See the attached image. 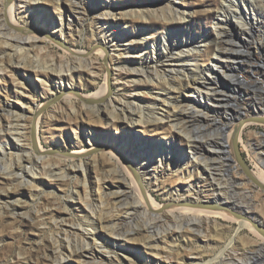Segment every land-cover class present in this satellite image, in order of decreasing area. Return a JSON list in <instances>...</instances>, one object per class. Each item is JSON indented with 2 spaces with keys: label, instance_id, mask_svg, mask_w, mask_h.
<instances>
[{
  "label": "rangeland",
  "instance_id": "374dc122",
  "mask_svg": "<svg viewBox=\"0 0 264 264\" xmlns=\"http://www.w3.org/2000/svg\"><path fill=\"white\" fill-rule=\"evenodd\" d=\"M224 1L227 0H73L72 3L62 4L61 2L60 6L55 0L32 2L31 13H29L36 19L28 26L40 33L49 34L52 39L66 45L70 43L69 45L72 44L75 49L94 51L101 42V32L104 29L98 23L106 24L105 29L108 34L106 38H109V41L105 42H109L106 45L110 50L111 59L94 55L93 59L85 65L74 61L70 63L64 58L69 56L65 48L53 40L46 39L45 42L34 43L30 47L22 45L24 51L20 52L18 48L20 43H16L11 36L6 38L0 35V57L2 56L0 63L4 62L9 67L2 74L3 76L0 73V152L10 153V146L7 145H11V142L16 143V148L14 147L12 151L15 153V171L19 174L24 173V168L18 167L19 162L21 165L28 164L27 157L31 147L29 141L25 139L18 141V139L22 131L29 133L33 127L31 122L36 115L35 105H44L41 112L43 124H41V132L38 135L42 146L47 150L45 155L56 157L48 161L44 173L39 169L34 170L38 174L34 182L29 178L26 168L24 174L27 175V180L19 181L15 178L0 177V196L4 191L9 192L7 196H1L4 200L0 199V213H2L0 214V264H54L55 255L51 239L54 235L58 236L57 229L60 231V228L56 229L57 225L51 218L53 215L58 219V225L75 231L82 226L88 227L96 220L95 215L102 216L103 227L98 226L96 233L97 247L104 253L101 255L104 259L101 264H196L209 263L213 259L214 261L210 264H240L239 257L232 255V252H228L232 254L226 256L224 261L222 260L224 258L217 259L232 238L238 243L235 246L239 255L243 253L242 244L246 243L248 253L244 257L250 262H255L252 264H261L258 260H264V251L254 246L257 245L255 234L253 235L247 229L238 233L236 223L224 220H219L218 224L211 223L210 226L214 232L212 231L210 236H216L215 240L219 242L218 245H213L209 242V234H206L204 230V223L197 226L187 219L179 223L177 219L171 217L158 219L151 217V214H147L137 205V200L133 199L130 188H121L122 183L116 171L117 159H110L113 150H117L125 160L136 164L146 159L140 158L139 155L143 153L142 148L148 146L150 149L148 156L153 163H156L159 157L169 154V150L163 144V139L170 137L174 143L173 153L183 156L187 165L180 166V169L177 167L178 164L172 162L170 168L160 171L156 186H154L156 182L152 183L151 180H144L145 177L141 178L144 187L156 203L164 209V205L174 201L182 202L186 198L193 200L196 197L199 202H202L201 196L211 198L215 193L217 186L214 183L218 185L221 177L213 175L212 178H204L202 174L198 175L194 164H189L187 160L193 151L188 145L187 137L191 139L198 137L208 148V145L210 143L213 145L214 141L220 143L221 132L216 122L218 119H221V123L225 122L226 112L236 123V118L244 112L246 116L253 115L250 107L257 103L262 110V114L257 115L264 117V94L258 92L260 85L264 84V0H238L239 10L245 13L247 9V12L255 13L257 21L252 13L248 16L247 21L250 22L247 24L248 31L239 26L236 18L228 16L229 21L225 25L221 24L223 27L219 32L221 36H219L214 27L215 22L219 13L224 15V12H229L223 6ZM251 4L254 5L251 6ZM172 7L174 11L180 13L179 15L185 10L189 11L188 19L186 21L169 20V9ZM39 14H44L48 19L50 24L48 27L51 26L49 31L37 20ZM110 14L114 16L110 17ZM77 16L80 20L73 22L72 18ZM140 17L142 19H139ZM20 21L21 24H26V17ZM61 22L64 25L73 24V28H65L66 37L64 38H61L60 33L53 29ZM2 31V33L6 32L5 29ZM96 34L99 36L97 37ZM111 35L116 36L114 43ZM146 37L149 38L150 44L143 41ZM184 37H187L188 43H192L194 47L197 44L199 47L203 45L202 53L195 56L192 53L189 55L188 50L185 49ZM218 39L220 42L215 45L214 42ZM167 46L168 51L165 50ZM129 48L133 49L134 54L128 53ZM176 48H179L182 54L171 58ZM228 49L231 51L228 52ZM237 51L241 53H236ZM140 53L146 54L149 59L157 56L160 62L156 66L159 65L158 69L161 72H164L169 65L171 67L178 65L172 64L170 60L167 61L166 57H170L171 60L182 58L187 62L186 71L195 70L196 67L202 71L206 65H211V59L217 53L221 55L219 63L221 69H224L223 63L227 65V57L231 61L236 55L243 57L242 66L240 64L239 69L241 77L250 75L248 79H256V81L258 79L260 85L257 84L255 93L254 89L250 91L245 88L230 93L226 88L227 85L223 83L225 78L218 70L220 77L217 82L224 89V95L214 93L211 89L207 90L206 84L202 82L196 85L202 90L199 96L195 92L188 93L191 91L190 88L195 87L193 81L187 83L183 81L181 91H172L168 94L161 87L143 80L140 73L129 72L133 67L150 70L153 67L151 65H149L151 68L148 67L147 60L145 63L141 62ZM163 55L165 57H162ZM17 62L19 66L16 65ZM257 65L258 69H253V66ZM259 65H262V68ZM61 66L63 70H67V67L72 68L67 80H60L57 76L58 71L61 72ZM35 69L44 71L45 77H37ZM108 76L112 86H110L107 97L102 100L108 99L105 101L107 104L109 99L115 101L109 106L110 110L114 107L118 111L130 102L136 103L135 101L148 105L153 103L160 105L167 98L172 102L178 101L179 110L176 119L172 118L170 123L168 120L161 122L162 124L152 123L146 128L125 123L123 120L109 125L108 113L105 109L98 114H91L78 106L76 107L77 112L73 114L70 106H65V96L62 97V93L57 90L62 86L74 87L76 95L73 96V101L79 103L82 100L78 95L94 94L95 87L101 86ZM248 83L251 85L250 81ZM186 84L190 86L187 87ZM56 95L58 99L51 101L50 97ZM95 99L101 100L98 97ZM235 102L239 105L238 109L230 106ZM10 109L18 110L26 116V119L21 122L12 121L9 125L7 113ZM191 109L200 111L202 114L197 118H192L189 116ZM158 111L160 116L166 117L162 111ZM177 121L180 123L178 126L180 130L171 127V123ZM237 127L238 125L230 126L228 134H231ZM259 132H264V124H251L243 128L239 148L248 167L252 169L253 175L264 184L258 179V176L264 172V167L259 164V161L264 162V139L261 138ZM133 138L134 140H131ZM85 147L95 148L93 152L84 157L89 167L87 181L91 206H86L80 200L85 197L84 174L71 170L72 163H79V159L60 164L61 161L69 158L71 151ZM101 150L105 153L110 150V153L101 156L104 154L100 152ZM229 151L232 153L231 148ZM204 155L208 159L209 156ZM37 156L35 155L34 162ZM223 156L218 152L214 160H207V164L209 163V167H219L221 173L226 164ZM93 157L97 158L96 165L93 163ZM232 157L238 164L234 154ZM238 165L237 171H234L232 175L236 179L245 181L243 174L238 175L240 171ZM98 178L101 181H98ZM200 178L204 180L200 181ZM222 185L229 186V182L225 181ZM198 188H201L200 192ZM236 188L252 190V185L244 184ZM242 200L244 203L248 202L247 199L242 198ZM254 200L256 205L251 212L254 214L255 221L263 225L264 196L255 193ZM173 206L176 205L173 204L170 207ZM15 209L18 214L12 216V211ZM251 224L255 227L252 222ZM215 225H219L218 228L222 229L223 233L220 231L221 233L217 234ZM192 228H195V231L191 230ZM84 233L90 246L94 245L91 229ZM64 254L68 264H94L93 257L83 253L81 249L76 255H70L67 248Z\"/></svg>",
  "mask_w": 264,
  "mask_h": 264
},
{
  "label": "bare ground",
  "instance_id": "6f19581e",
  "mask_svg": "<svg viewBox=\"0 0 264 264\" xmlns=\"http://www.w3.org/2000/svg\"><path fill=\"white\" fill-rule=\"evenodd\" d=\"M41 1H44V0H0V35L4 36L6 38L11 36L12 38H14L16 43H20L19 44L20 47L18 46L20 52L24 51L23 50L24 48L21 47L22 45L30 47L34 43H39V42L43 43V42H45L46 39L53 40L56 44L65 48V51H66V53H68L69 56H65L64 58L69 60L70 63L71 62L73 63V61H74V62H78L80 64L85 65L88 61L93 59L92 57H94V55H95V57L97 55L99 57H104L105 59L110 58L109 57L110 56V50L108 49V45H106V43H109V42H105V41H109V38H106V36L108 35L106 32V29H105L106 24L101 25L100 23H98V25L101 26V28H104L103 32H101V34H102L101 38L102 39H101V42L97 45V48L94 51L91 50L89 52L82 50V49H75L72 47V44L69 45L70 43H68V45H66L65 43H62V42L57 41L55 39H52V37L49 34L40 33L39 31H35V30L31 29L28 26V24H30L31 22H33L36 19L33 17L32 14H30L31 13L30 12L31 4H32V2L37 3V2H41ZM55 2L60 6L61 2H62V4L66 3V2L72 3L73 0H55ZM238 3H239L238 0L224 1L223 6L225 8H227L229 10V12H224V15L219 13L217 21L215 22L214 27H215L216 31L218 32L219 36H221V33H219V32H221V28L223 27L221 24L225 25L229 21L228 16L229 17L232 16V17L236 18L239 22L238 23L239 26L243 30H246V29L248 30V28H249V27H247L248 26L247 24H250V22L248 23L247 19L251 13L253 15V18L257 21L255 13L247 12V9L245 10V13H244L243 11L239 10V8L237 6ZM78 4H81V3H78ZM253 5L254 4H251V6H253ZM188 13H189V11L185 10L181 15H179L180 13L179 12L177 13V11H174L173 7H172V9L171 8L169 9V18L168 19L173 20V21L175 19H181V20L186 21L188 19V16H187ZM225 15H227V16H225ZM109 16L112 17V16H114V14H110ZM24 17H26V24L25 23L21 24L20 19H24ZM139 19H142V17H140ZM37 20H39V22L41 23V26H43L46 30H48V31L50 30L49 27H51V26L48 27V25H50V24L48 22V19L44 16V14H41V15L39 14L37 16ZM72 20H73V22H75L76 20H80V17L79 16L74 17V18H72ZM66 27H68V29L69 28L71 29V28H73V24L68 23L67 25H64V23L61 22L60 25L57 24V26H54L53 29H55L56 31H58L60 33L61 38H64V37H66L64 35V30ZM3 29H5L6 32L2 33ZM243 34H245V32H243ZM96 36H97V34H96ZM111 39H113L112 42L114 43V40H116V36L111 35ZM148 39L149 38L146 37L143 39V41H147V43H149ZM14 40H12V41L15 42ZM183 41L184 42L186 41L185 42V49L188 50L187 53H189V55H191V53H192L193 56H195L198 53H202L201 47H203V45H201L199 47V45L197 44L198 46L196 45L194 47L192 45V43H188L187 37H184ZM219 42H220V39H218V41H215L214 44L218 45ZM113 43H112V45L115 46V44H113ZM10 46H11V44H10ZM168 49H169L168 46L165 47L166 51H168ZM128 50H129L128 53L130 55L134 54L133 49L129 48ZM175 50L176 51L173 53V56L171 58H173L174 56L175 57L181 56L182 51L179 48H176ZM229 51H231V49H228V52ZM220 53H217V55L211 59V65L210 64L206 65L202 69V71L200 70L199 67H196L195 70L191 69L189 71H186L185 65H187V62L183 61L182 58L179 60H171L170 57H166L168 59L167 61L170 60V62L172 64H174V65L178 64V65H177V67H171V65H169V67L166 70H164V72H161L158 69L159 65L156 66L160 62V60L157 56H154L153 58L149 59L146 56V54L140 53L139 58H140L141 62L145 63L147 60L148 61V63H147L148 67L151 68L149 65H151L153 67L151 68V70L150 69H144V68L139 69V68L133 67V68H130L129 72L140 73L143 76L142 78H144L143 80H146L147 82L153 84L154 86L161 87L163 89V91H165L168 94H171L170 92H172V91H177V90L181 91V88H182L184 82L187 83V82L193 81L192 83L195 84V87L190 88L191 91H189L188 93L195 92L199 96L202 93V90H200V88L196 85L198 84V82H202L203 84H206L205 87L207 88V90L210 91V89H211V90H213L212 92H214V93L215 92L216 93H222V95H224L225 94L224 89H222V87H220L218 85V82H217L218 78L220 77L217 71L220 70L223 78L229 79L230 81L234 82L236 85H237V83L242 84L241 81L239 80V76H242L241 70H239V69H240V64L242 66V58L243 57L242 58L237 57L235 55V53H233L235 55L234 57L232 56L233 60L230 61L229 57H227V60H228L227 65H224V63H223L222 65H223L224 69H221L222 67L219 64L221 62V60H220L221 55H219ZM236 53H241V52L237 51ZM13 55H14V53H13ZM16 55H18V54L16 53ZM8 57H11V55L10 56L8 55ZM162 57H165V55H163ZM94 59H96V58H94ZM13 60H14V57H13ZM188 60H189V58H188ZM9 62H10V59H9ZM16 65L19 66L18 62ZM86 66H88V65H86ZM7 68H9V67H7L4 62L0 63L1 75L5 72V70ZM70 68L68 69V67H67V70H63V67L61 66V68H60L61 72L58 71V74H57V76L60 78V80H65L66 78H69L70 73L72 72V68H71V70H70ZM74 68L77 69V67H74ZM119 68H121V67L119 66ZM250 68H252V66ZM8 70H7V72H8ZM17 70H18V68H17ZM35 70H36V76L37 77H39V78H41L42 76L45 77L44 71H40L38 69H35ZM205 72L207 74H204ZM243 77L245 78L246 81H248L249 80L248 78H250V75L243 76ZM93 79L95 80V78H93ZM249 81L251 82V86L248 85L245 87V89L250 90V91H252V89H254V93H255V91H257L256 86L258 84L257 83L258 79H257V81H256V79L255 80H249ZM110 86H112V82L110 81V78L108 76V77H106L105 82L101 86L95 87L96 92L94 94L85 95V96L77 94L78 97L80 98V100H82L79 103H75L73 101V96L76 95V91H75L74 87L62 86V87L57 88V90L60 93H62V97L65 96V98H66V101H64L65 106H70V108H71L70 110H72L73 114L77 112L76 107H78V106H80L83 110H85L91 114H98L100 111H103L105 109L106 113H108L109 125L110 124L113 125L117 121L123 120L125 123L128 122V123H131L133 125L135 124V125L141 126L142 128H146L147 126H149L152 123H154V124H159L161 122L164 123L165 120H168V122L170 123L172 121V118L176 119V116H177V113L179 110L178 101L172 102L167 98L164 99L162 104H160V105H158L156 103H153L152 105H148L144 102L135 101L136 103L130 102L129 104L123 106L122 108H119L118 111L114 107H112L110 110L109 106L112 105V103L115 101L112 99H109V102L107 104V103H105V101L108 99L102 100L103 98L107 97V95L109 94L108 92L110 90ZM185 86L189 87L190 85L188 86L186 84ZM96 97H98L101 100H96L95 99ZM50 99H51V101H54V100L58 99V95L53 96V97L51 96ZM90 99L95 102L93 105H88L86 103ZM77 104H79V105H77ZM35 109H36V112H35L36 115L34 116V118L32 117L33 120L31 122L33 127H31L29 133L22 131L21 136L18 139V141H21V139H25V140H27V142L28 141L30 142L31 151L28 152V157H27V160H29L28 164L27 165H21L19 162L18 167H20V168L23 167L24 173L26 172L25 171V168H26L27 174L29 175V178H31V180L33 182L36 181L35 179L38 176V174L34 170L39 169L40 172L44 173V171L46 170V164L48 163V161H51V159L56 158V157H49L50 155L49 156L45 155L47 150L45 147L42 146L41 140H40L39 135H38L41 132V124H43L42 123L43 115L41 112L44 109V105L43 106L42 105H35ZM235 109H238V107ZM157 110H159L158 112L162 111V113L165 114L166 117L165 118L162 117L163 115L160 116L157 113ZM190 112L191 113H189V116L192 118H197V116H200L202 114L200 111H198V112L193 111V109H191ZM7 114L9 116L8 117L9 119L7 121L9 125L12 121L21 122L22 120L26 119V116L22 115L18 110L10 109V111H8ZM5 116H7V115H5ZM248 117L249 116H246V113L244 112V114H241V116H239V118L236 119V123H234L232 116L228 112H226L225 120H224L225 122L221 123V119L217 120L218 122L221 123L222 126L229 127V129H230V126L233 127L234 125H238V127L231 134H228L229 130L226 134V143L232 149V155L234 154L236 159H237V157H236V155L233 151V148H232V143H233L234 138H237L238 141H241L243 128H245L251 124H257V123H253V122L251 123V122L245 121V119H247ZM5 118L7 120V117H5ZM179 124L180 123L178 121L174 122V123L172 122L171 127L173 129H175V128L179 129V127H178ZM170 131H172V129ZM260 136L262 139H264V137L261 134H260ZM187 138H188L187 139L188 145L193 150L190 153V157L187 158V160L189 161V164L190 163L194 164V168H195V170L198 171V175L202 174L204 176V178L205 177L209 178L210 177L209 172H210L211 167H209L210 166V165H208L209 163L207 164V160L208 159L214 160L215 154H217L219 152L218 150H220L219 144H221V143H216L214 141L213 145H211V143L209 145L207 144L208 148H206L204 146L205 144H204L203 140L199 139V141H198V139H195V138L194 139H191L189 137H187ZM131 140H134V138ZM163 140H164L163 144L165 145V148L169 150V154L162 155L161 157H159L157 159L156 163H153L150 156H148V153L150 151L148 146H146L145 148L143 147L142 148L143 153H141V155H139L140 158H142V159L146 158V159L138 161L136 164H132L133 162L131 163L130 161L125 160L124 157L117 152V150H113V152L111 151L112 153H111L110 159L111 160H113L114 158L117 159L116 171L118 172L117 175L119 174L118 179H120L121 183H122L121 188H125V189L130 188V191L132 192V194L134 196L133 199L137 200V205L140 206V208H142L143 210H145L147 212V214H151V217H153V218L158 219V218H163V217L164 218H167V217L170 218L171 217L172 219H177L179 221V223L182 220L187 219L190 221V223H195V225L197 224V226H198V224L202 225L204 223L203 224V226H205L204 230H205L206 234H209V236H208V238H210L209 242L212 243L213 245H215V244L218 245L219 242L218 241L216 242V240H215L216 236H210V233H212V231H213L210 225H211V223H217L218 224L219 220H224L227 222L236 223L238 225V230H237L238 233L241 232L242 230L247 229L251 233H253V235L255 234V236L257 238L255 243L257 245H254V246H257V248H259L261 251H264V230L261 228H258V225L255 224V222H256L255 220L253 221V220H250L248 218L235 217L230 212L223 210V209L214 210V209H208V208L207 209L206 208H195V207H191L188 204L182 205V204H180L181 202H177L176 204H174L176 206H173V207L164 205V209H161V206L158 203H156V201L153 199V197L148 193V191L144 187V185H143L144 182L141 178L145 177L144 180L148 179V180H151L152 183L156 182L154 185V186H156L158 181H159V176L161 174L160 171L170 168L172 166V162H175L176 164H178L177 167L180 169H181L180 166L187 165L184 162L183 156H177L173 153L172 149H173L174 143H173L172 138L165 137ZM129 141H130V139L128 140V142ZM7 146L8 147L10 146V149H9L10 153L4 154L3 152H0V177L15 178V179H19V181H23L26 179L27 175L25 176L24 173L19 174L18 172L15 171V168H16L15 155H14L15 153L12 151L14 150V147L16 148V143L11 142V145L8 144ZM94 149L95 148H93V147L74 149L69 154V158H67V160L66 159L63 161L60 160L61 163L59 162L60 164H62V163L64 164L66 162H69L70 160L73 161L75 159H79V163H77V164L72 163L71 170H73L74 172H76V171L81 172L85 176L86 181H84V185H83L84 186L83 189H85V197H84V199H80V200L82 202H84L86 206H91V203H90V200L88 197L90 193L88 191L89 184L87 181V177H89L88 176L89 167H88V162L84 161V157L86 155H88L89 153L93 152ZM100 152L104 153V154H101V156H105L106 153H110V150H108L106 153L103 150H101ZM204 154H207L209 156L208 159L205 158ZM35 155H38V156H37V160L34 162L33 159L35 158ZM141 156H143V157H141ZM18 157H19V155H18ZM57 158H59V157H57ZM168 159H169V161H168ZM93 160H94L93 163L96 165L97 158L93 157ZM234 161H235V165L239 164V163L236 164V160H234ZM237 162H238V160H237ZM262 163L264 164V162L259 161V164L262 167H264L262 165ZM192 171H193V169H192ZM148 176H151V177H148ZM181 178H183V176ZM258 179H260V181L264 183V172H262L258 176ZM199 180L203 181L204 179L200 178ZM98 181H101L100 178H98ZM8 194H9L8 191H4L1 194V196L4 197V195L7 196ZM1 196H0V199H3ZM194 199H197V198L195 197ZM206 199H210V198H206ZM184 201L188 202V201H193V200L186 198V200H184ZM174 202H176V201H174ZM103 208H105V206ZM0 214L2 215V213H0ZM17 214H18L17 209L12 211V216H16ZM51 218H53V222H55V224L57 225L56 229L60 228V231L57 229L58 236L54 235V237H52V239H51L52 245H53V254L55 255L54 264H68L67 258L64 254V250H66L67 248L69 249L70 255L71 254L76 255L78 250L81 249L83 253H86V254L93 257V263L94 264H101V262L104 261V259L101 257V255H103L104 253L102 251H99V249L97 247L98 239L96 237V233L98 232L97 231L98 226L103 227L102 216L95 215V218H96L95 221L91 222V224L88 225V227H84V226L80 227L78 231H75L74 229H71V228H67L66 226L58 225V223H57L58 219L55 217V215H53V217H51ZM251 222L255 225V227L252 226ZM215 226H216L217 234L221 233L223 231L222 229L219 230V228H218L219 225H215ZM88 228L91 229V235H93V241L92 242L95 243L92 246H90V242L87 241L86 238L84 237V234H85L84 232L90 231V229L88 230ZM80 229H81V233H79ZM194 229L195 228H192L191 230H194ZM60 237L62 239H60ZM236 243H237L236 239L232 238L230 240V242L227 243L224 251L221 252V255H219L217 259L220 260V259L224 258V259H222L224 261V260H226V256H230L233 253L232 255H236L237 257H239L238 259H239L240 264L255 263V262L248 261L246 259V257H244L247 255L246 253H248L247 252V249H248L247 244L246 243L242 244L241 251L243 253L241 255H239L238 254L239 251H237L238 249L235 246ZM228 252H232V253L228 254ZM223 256H225V257H223ZM96 260H98L99 262L97 261L98 262L97 263ZM213 261H214V259L211 260L209 263H196V264H210ZM258 261H260L261 264H264V260L259 259ZM230 262H231V260H230Z\"/></svg>",
  "mask_w": 264,
  "mask_h": 264
},
{
  "label": "water",
  "instance_id": "95a60500",
  "mask_svg": "<svg viewBox=\"0 0 264 264\" xmlns=\"http://www.w3.org/2000/svg\"><path fill=\"white\" fill-rule=\"evenodd\" d=\"M262 64V63H260ZM264 64V62H263ZM260 68H262V65H259ZM253 69H258L257 66H253ZM220 76V74H219ZM239 80L241 81L242 84L237 83V85L232 82L228 81V79L225 78V81L223 82L225 85H227L226 88H228V91L231 93L238 92V89L244 90L246 86L249 85V83L242 78L241 76L239 77ZM260 85V82H257ZM251 86V85H250ZM261 87L258 88L259 93L264 94V84L260 85ZM225 88V87H224ZM222 90V89H221ZM80 94L79 92H77ZM245 95V94H244ZM244 95L242 97H244ZM50 103V102H49ZM88 105H93L95 102L93 100H88L86 102ZM231 107L237 108L239 105L235 102L233 104H230ZM241 107V106H240ZM251 110H253V115L249 116L245 121L248 122H253V123H260L264 124V117L263 116H258L257 114H262V110L257 106V103L250 107ZM234 112V111H233ZM237 119V118H236ZM217 125H219V130L221 132L220 134V154H223L224 158L223 160L226 162L224 169L220 173V168H215L216 166H212L210 168V178H212L213 175L220 176L221 180L219 182V186L214 183L217 188L215 189V193L211 196L210 199H206L204 196H201L202 202H199L197 199L193 198V201H182L180 204H188L191 207L195 208H208V209H223L228 212H230L232 215L238 218H248L250 220H255L254 219V214L251 212L253 207L256 205V202L254 200V194L259 193L262 196H264V184L260 183L255 176L253 175L252 169H250L245 162L239 148V142L237 138H234L233 143H232V148L233 151L237 157L240 171L238 172V175L243 174L246 178L245 181H241L239 179H236L233 177V172L237 171L235 165V161L232 158V153L229 151L230 146L226 143V134L229 130V127H224L221 125L220 122H216ZM263 137H264V132H259ZM196 139L199 138L196 137ZM264 166V164L262 163ZM213 180V179H212ZM228 181L229 186H223L222 183ZM198 180L196 181L197 184ZM244 184H249L252 185V190L250 189H241L238 190L236 186L242 187ZM199 192L201 191V188H198ZM242 198L247 199V203H244ZM176 204L177 202H171L168 203L165 206H172L173 204ZM255 224H257L261 229L264 230L263 225L256 221Z\"/></svg>",
  "mask_w": 264,
  "mask_h": 264
}]
</instances>
